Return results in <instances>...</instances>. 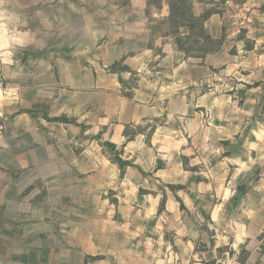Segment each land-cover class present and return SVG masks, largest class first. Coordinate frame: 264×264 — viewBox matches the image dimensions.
Listing matches in <instances>:
<instances>
[{"label":"crops","instance_id":"1","mask_svg":"<svg viewBox=\"0 0 264 264\" xmlns=\"http://www.w3.org/2000/svg\"><path fill=\"white\" fill-rule=\"evenodd\" d=\"M116 1L50 5L64 15L56 10L50 16L52 39L24 57L25 63H36V81H24L30 97L22 112L35 107L41 115L40 134L33 141L41 160L61 167L52 172L58 178L55 206L102 213L96 219L98 233L83 234L98 236V248L80 243L79 249L60 250L58 256L69 259L59 261L180 264L177 243L195 239L187 211L200 214L208 207L214 221L221 202L235 194H243L245 208L261 207L264 79L254 78L252 71L238 73L251 68L250 56L238 54L224 63V74L236 69L235 79L246 85L222 90L213 57L172 63L171 45L153 33L168 15L165 5L158 9L147 0H130L136 13L157 10L150 26H140L113 15ZM151 45L167 56L155 59ZM118 63L126 69H113ZM132 72L137 86L125 94L122 81ZM45 127L53 131H42ZM106 144L128 162L122 170L104 151ZM167 227L174 233L172 242L165 237ZM49 233L54 236L52 229ZM51 255L57 256L55 251Z\"/></svg>","mask_w":264,"mask_h":264},{"label":"rangeland","instance_id":"2","mask_svg":"<svg viewBox=\"0 0 264 264\" xmlns=\"http://www.w3.org/2000/svg\"><path fill=\"white\" fill-rule=\"evenodd\" d=\"M56 3L57 0H0V264H68L59 261L69 259L58 256L60 250L79 249L80 243L99 246L98 236L88 239L84 235L89 234L88 231L98 233L96 219L102 213L94 208L55 206L58 178L52 172L61 167L41 160L42 151L33 141L34 136L40 134L41 115L35 113V107L33 111L22 112V105H29L30 97V94L26 97L24 81L27 78L29 83L36 81L33 71L36 63L33 60L25 63L24 57L27 51H34L30 48H40L43 40L52 39L50 28L54 19L50 16L60 9L50 5ZM116 4L117 11L113 15L129 25L150 26L149 20L157 19L156 15L152 16L155 9H151L152 13H136L130 0H118ZM163 5L168 9L161 1L160 8H164ZM190 8L195 17L209 14L203 27L213 39V50L197 53L195 50L201 45L190 42L187 46L194 52L185 53L176 45L167 27L158 26L153 33L164 37L171 45L172 63L195 58L206 62L213 57L212 62L218 64L213 72L219 74L222 90L227 91L246 85L235 79L238 73L244 75L252 71L254 78L264 79V0H193ZM151 47L155 59L167 56L162 48ZM242 53L250 56L251 68H240L234 75L235 69L233 75H225L224 63ZM149 67L153 71L157 68L154 61ZM113 69L124 71L126 66L118 63ZM137 78L132 72L122 81L125 94H131L136 88ZM261 94L264 98V87ZM261 113H264V103ZM42 131L48 133L53 129L45 127ZM104 151L114 162V154L118 152L108 145H104ZM261 190L260 208H245L247 200L240 198L243 194H235L221 202L214 221L209 218L208 207L200 214L187 211L184 216L194 223L189 233L195 239L183 245L177 243L181 245L182 255L175 260L180 264H264V185ZM159 209L162 211L163 205ZM51 229L53 237L49 233ZM58 233L60 237L56 236ZM164 233L172 242L173 231L167 227ZM52 251L57 256H52ZM79 263L77 260L71 264Z\"/></svg>","mask_w":264,"mask_h":264},{"label":"trees","instance_id":"3","mask_svg":"<svg viewBox=\"0 0 264 264\" xmlns=\"http://www.w3.org/2000/svg\"><path fill=\"white\" fill-rule=\"evenodd\" d=\"M161 1H164L168 6V16L161 20L159 26H166L175 37V43L185 53L194 52V49L187 44L197 43L201 45L195 50L197 53H209L213 49V39L208 35L203 27V21L207 19L209 14L203 17H195L191 13V3L193 0H147V5L150 7L160 8ZM156 28H159L156 26ZM201 42V43H200ZM114 149L110 144H106ZM114 162L120 170L128 165V162L119 158L118 154H114ZM163 204V202H162ZM183 209V206L181 205Z\"/></svg>","mask_w":264,"mask_h":264}]
</instances>
